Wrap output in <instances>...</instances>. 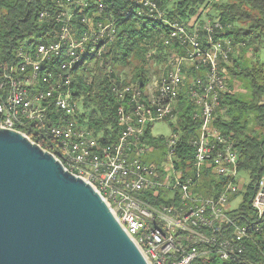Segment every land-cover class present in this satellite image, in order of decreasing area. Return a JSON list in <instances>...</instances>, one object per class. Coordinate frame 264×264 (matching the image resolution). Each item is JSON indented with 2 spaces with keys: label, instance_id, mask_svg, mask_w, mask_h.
<instances>
[{
  "label": "built area",
  "instance_id": "2783aa9c",
  "mask_svg": "<svg viewBox=\"0 0 264 264\" xmlns=\"http://www.w3.org/2000/svg\"><path fill=\"white\" fill-rule=\"evenodd\" d=\"M50 2V8L39 12V21L55 26L54 38L40 43L32 54H24L22 43L11 61L0 63V126L28 139L34 135L42 142V149L66 170L89 183L148 264H192L210 257L259 264L243 255L246 243L264 228L253 229V223L240 224L233 217L245 184L240 185L234 141L214 124L216 99L226 90L225 67L231 58L226 57V50H233L236 56L238 48L244 46L224 36L231 25L218 18L210 20L205 8L187 23L170 22L154 0H134L137 16L173 24V35L163 39L167 51L158 67L162 79L153 74L148 79L150 95H144L156 106V114L139 113L132 103V89H128L127 97L117 96L120 103L115 116L120 134L113 143L103 144L92 129L78 123L77 102L76 109L66 108L67 78L51 67L44 75V85H36L35 76L38 66H50L54 51L66 50V66L76 54L88 52L91 45H99L95 53L101 57L115 38V20L99 18L103 13L100 0ZM15 61H22L24 77L13 75ZM167 62H174V69H167ZM176 84H185L182 98L197 123L189 141L190 152L182 146L177 117L168 118L166 93L173 92ZM8 85H15L16 107L8 105ZM178 102L173 100V104ZM162 120L172 125V134L155 137L158 141L153 145L142 140L141 126ZM186 161H193V170H186ZM211 177L217 181L210 183L209 193L204 195L200 188L204 178ZM236 198L239 202L232 206ZM159 199L162 202L155 204ZM263 201L264 175L258 179L250 203L256 220H260ZM261 256L264 258V251Z\"/></svg>",
  "mask_w": 264,
  "mask_h": 264
},
{
  "label": "trees",
  "instance_id": "16d2710c",
  "mask_svg": "<svg viewBox=\"0 0 264 264\" xmlns=\"http://www.w3.org/2000/svg\"><path fill=\"white\" fill-rule=\"evenodd\" d=\"M170 22L187 23L201 15V8L209 7L207 18H218L231 25L224 34L234 43L241 42L237 55H231L225 71L226 90L220 96V105L214 120L215 126L235 143L238 153V170L246 173L248 182L241 191L242 202L234 219L240 223H256L250 203L257 189L258 179L264 175V61L258 53L264 49V0H154ZM103 13L99 18L115 20V40L106 52L97 58H88L71 73L67 92L77 102L78 123L90 128L103 144L113 143L121 126L115 109L120 103L114 88L127 83L144 84L153 74L159 73L167 47L164 36L168 25L160 20L137 16L134 0H100ZM51 6L50 0H0V63L13 59L16 48L45 43L55 36V26L39 21V12ZM252 58L247 57V54ZM63 59H59L55 65ZM92 62L93 65H88ZM86 68L79 73V69ZM158 72V73H157ZM242 83L246 94L234 93V81ZM176 107V127L182 131V146L190 150L197 123L192 119L191 107L180 98ZM187 105V106H186ZM30 140L43 148L34 135ZM144 139L155 144L158 139L145 129ZM152 162L151 160H145ZM215 178H204L201 192L209 193ZM162 201L156 200L155 204ZM264 231L246 243L243 258L264 264ZM192 264H235L215 257L207 261L197 259Z\"/></svg>",
  "mask_w": 264,
  "mask_h": 264
},
{
  "label": "water",
  "instance_id": "95a60500",
  "mask_svg": "<svg viewBox=\"0 0 264 264\" xmlns=\"http://www.w3.org/2000/svg\"><path fill=\"white\" fill-rule=\"evenodd\" d=\"M0 264H148L100 194L0 126Z\"/></svg>",
  "mask_w": 264,
  "mask_h": 264
},
{
  "label": "bare ground",
  "instance_id": "6f19581e",
  "mask_svg": "<svg viewBox=\"0 0 264 264\" xmlns=\"http://www.w3.org/2000/svg\"><path fill=\"white\" fill-rule=\"evenodd\" d=\"M148 19L152 20H160L157 18H152L148 16H144ZM164 22V21H162ZM166 23L168 27V31L166 35H173V24ZM115 38L113 39V41ZM40 47V44L31 45V47L24 46V54H32L34 50ZM99 52V45H91L88 46V52H80L76 54L75 59L71 60L70 62L66 63L63 62L66 58V50H58L54 51L51 57L49 58V65L50 66H38L35 76V83L36 85H44L45 84V77L46 73H50V67L53 71L56 72L57 75L60 77H66L68 83L71 79V73L76 68H78L84 61L88 58L93 56L94 54ZM233 55V50H226V57H231ZM63 59V61L56 66L55 63L59 59ZM163 64V63H162ZM81 69V68H80ZM167 69H174V62H167ZM158 73V72H157ZM13 75L16 77H24V69L22 67V61H15L13 66ZM155 79H162V72L158 74L155 73ZM148 87V80L144 84L138 83H127L125 85H121V88L118 89L114 88L115 93H117L118 97H127L128 96V89H132V103L136 105L139 113L141 114H156V106L149 103V101L144 97V95H150V88ZM185 93V84H176L175 89L173 92L166 93V104H170L168 110V118H176V107L177 104H173L174 101H179L182 98L183 94ZM7 98H8V105L9 107H16V95H15V85H8L7 91ZM220 99H216V108H219ZM65 106L69 109H76V102L73 100L72 95L66 92L65 94ZM150 125H142L141 126V134L142 140L144 139V132L145 129ZM151 127V126H150ZM186 170H193V161H186ZM264 201H263V209L260 212V220H256V223H253V229H262L264 228Z\"/></svg>",
  "mask_w": 264,
  "mask_h": 264
},
{
  "label": "rangeland",
  "instance_id": "374dc122",
  "mask_svg": "<svg viewBox=\"0 0 264 264\" xmlns=\"http://www.w3.org/2000/svg\"><path fill=\"white\" fill-rule=\"evenodd\" d=\"M205 10L209 13V7H204ZM204 8H201V13L203 11ZM193 20V19H191ZM249 58H252L251 53L246 55ZM259 56V61L263 62L264 61V49H261L258 53ZM232 90L234 91V93H241V94H246L248 93L244 88L242 83H240L239 81H234L233 85H232ZM150 133L152 136L154 137H163V138H167L172 134V125L165 120L162 121H158V122H154L152 123L151 127H150ZM240 185L242 186V184H246L248 182V176L246 173H241L240 174ZM240 186V187H241ZM239 202V198H236L233 200L232 202V206L237 205V203Z\"/></svg>",
  "mask_w": 264,
  "mask_h": 264
}]
</instances>
